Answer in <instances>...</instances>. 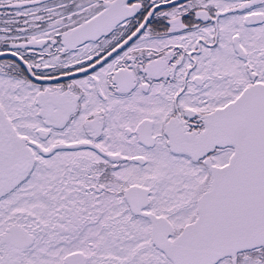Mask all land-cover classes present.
<instances>
[{"label":"snow or ice","instance_id":"obj_1","mask_svg":"<svg viewBox=\"0 0 264 264\" xmlns=\"http://www.w3.org/2000/svg\"><path fill=\"white\" fill-rule=\"evenodd\" d=\"M0 264H264V0H0Z\"/></svg>","mask_w":264,"mask_h":264}]
</instances>
